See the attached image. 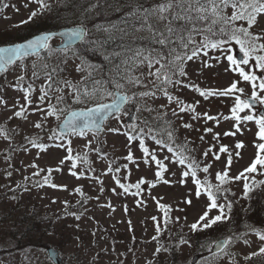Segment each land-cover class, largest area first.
I'll return each instance as SVG.
<instances>
[{"label": "rangeland", "instance_id": "1", "mask_svg": "<svg viewBox=\"0 0 264 264\" xmlns=\"http://www.w3.org/2000/svg\"><path fill=\"white\" fill-rule=\"evenodd\" d=\"M53 4L59 0H50ZM7 4V8L3 5ZM28 7L25 8L24 5ZM112 7L106 12L101 11L99 15L92 16L93 19L86 20L89 27L90 22L94 24L104 23L109 15L113 12V6H118L114 0H111ZM0 42L6 37L13 39L23 36L31 27L40 25L45 27L46 19L56 11L46 12L43 15H37L27 23L32 11L38 9L36 3H30L29 0H0ZM259 27L254 26V31H264V19L258 20ZM57 36L51 42L56 46L60 43ZM235 43L231 45L232 52ZM83 53V49L81 48ZM231 52V54H233ZM222 55L209 50V57ZM47 53H40L39 56L27 58L25 63L28 65L24 86L32 81L31 66L33 63L37 65V70L41 72V78L33 82V86L37 91L33 94V104L29 106L28 120L24 121L13 116V112L17 109L12 105L19 100L20 104H24L23 93L16 90L12 85L16 84V77L20 74L18 67L13 66L8 73L0 75V96L7 101V105L0 104V127H6L14 133L13 138L5 140L0 136V264H53L47 255L45 247L36 246L33 240L26 241L21 239L20 233H23L27 223L36 224L43 228V245L56 244L65 258L63 264H264V253H259L261 247H264V241L259 238V233H264V184L255 187L250 193V199L245 198L243 194V180L230 181L226 188L230 191L225 193L228 199L233 202V208L230 214L234 216V225L227 226V221L213 226L208 240L214 242L221 237H231L238 233L239 239H234L233 243L225 250L227 255L221 253L215 259L212 254L201 255L196 261H193L194 255L200 251L196 248L194 241L196 237L194 231L190 230V225L197 221L200 215L205 211V205L208 203L206 192L201 188L200 198L195 195L196 185L189 177L186 182L181 184L178 181L182 178V171L186 170V164L180 165L176 161L181 154L186 158H194L202 169L205 165L211 164L209 173H203L198 170L197 177L203 182L207 180L209 183L216 185L217 172H223L227 162L229 153L232 155V164L229 169V175L235 177L245 168H247L254 160L257 154L255 144L260 142L256 133L258 125L254 121L242 122L241 132L235 136L224 135L226 132H235V121L232 119L225 120V116H231L230 109L234 106V96L220 97L211 96L205 99L193 89L179 86L169 89V91L185 104H194L196 113L201 114L199 119H192L194 113L181 112L182 119L171 116V109L176 108L177 104L173 102L168 105L166 98L158 94L154 100L148 102L154 108L160 105H168L169 113L167 119L172 121V126L176 130L174 135L176 142L173 145L175 155L169 153L166 148L161 149L151 139L145 140V145L149 147L150 152H155L159 159L166 167L167 171L161 177L155 175L157 166L155 162L150 161L149 164L143 162V153L138 147V141L131 143V152L134 159L139 164L137 167L132 161H128L125 157L128 154L126 145L128 141L122 134H114L106 131L108 127H119L120 125L112 118L105 122V131L99 133V141L93 140L88 147H84L88 140H92V134L87 137L73 136L72 148L73 155H84L87 153L89 164H83L77 161L75 171L85 172V176L77 179L71 176L69 172L72 161H65L60 166L61 171H55L60 160L67 154L64 148L50 147L47 152H41L34 149L27 143L26 138L40 137L39 142L53 144L48 140V136L54 131H58L59 121L55 117H48L44 120L45 113L33 112L32 108L36 106L37 97L39 95V87L43 81V64L46 62ZM59 57H56L58 59ZM48 62L55 63V59L47 58ZM204 59H208L205 57ZM214 66L202 67L199 60L188 61L185 66L187 76L183 78L184 83L198 85L201 90L209 89H225L234 81H237V87L242 88L240 94L251 95L253 89L251 83L243 81L239 77V73L229 68V63L222 60L216 63L215 60L210 61ZM75 63H79L76 61ZM74 64L70 65V79L75 82L80 78L82 73L74 70ZM245 71H255L257 76L264 77V71L255 67V60L250 61L249 66L241 65ZM147 82V81H146ZM257 91H259L257 89ZM260 95L264 96V92ZM55 102L54 100L52 101ZM198 102V103H197ZM46 108L45 105H41ZM76 107L73 105V108ZM264 105L259 104L252 111L259 114V108ZM135 111L134 108L128 106V112ZM217 117L219 124L215 121H206L203 113ZM264 112V111H263ZM249 114V110H245L239 115L243 117ZM136 112L132 123H138L136 120ZM148 113L143 116L148 117ZM128 115L122 116L121 119L125 124H132L126 121ZM12 117V119H9ZM63 119V117L61 118ZM42 122L43 130L35 129L34 122ZM190 123L191 128H184L181 125ZM206 128H212V132H205ZM219 133V139H214V134ZM204 139L201 140L200 137ZM166 139V138H165ZM185 141H188L187 149L181 147ZM237 142H243L242 149H235ZM221 146H227L229 153H220ZM27 147L28 151L23 148ZM15 148L16 151H12ZM99 148L96 152L94 149ZM209 155L205 158L203 153L208 151ZM239 151L240 156L237 157L235 152ZM213 153L219 154L220 159L215 160ZM101 156L104 158L101 159ZM10 157V159L6 158ZM167 157V158H166ZM115 169L120 167L119 173L107 172L110 165ZM38 165L34 169L31 164ZM127 164V168L124 165ZM11 165V167H9ZM95 171L91 172L88 169ZM39 168L45 169L38 177H32L33 180H42L47 174L48 169H52L50 183L56 185H66L67 188H52L45 185L43 188L33 187L31 181L27 182L31 189L24 192L22 188H16L17 185L25 184L24 177H31L34 171ZM7 171H12V176L6 175ZM107 173V174H105ZM175 173V175H172ZM98 176L103 181L101 185L99 181L90 177ZM113 176H119L122 183L135 184L141 179L145 181L141 185L140 195L134 196L131 193L136 189L132 188L128 194H123V190L115 184ZM164 180L170 183H164ZM253 180L256 182L264 181V168L258 166L256 173L249 175V184ZM155 185V186H153ZM77 187H81L85 197H81L75 192ZM103 187V191L100 189ZM115 188L116 193L111 190ZM15 190L13 191L11 190ZM235 193V195H232ZM17 196L16 200H12V195ZM99 197V199H97ZM87 202L84 203V199ZM155 198V199H154ZM190 199L191 204H186L185 200ZM55 201V202H54ZM68 201V207L65 208L64 202ZM80 201V204H77ZM218 203H225L224 199H218ZM112 207H108L107 205ZM158 204H164L169 207L168 223L165 226V214L159 208ZM126 209V210H125ZM75 212L81 215L80 220H76L74 216L67 213ZM218 214V210H212L209 216ZM35 215L36 221L23 224L22 216ZM156 217V220H153ZM177 217L179 220L177 221ZM246 221L247 230L238 231L240 221ZM159 224L161 231L157 233L156 226ZM78 225V227H77ZM233 234H229L228 230H233ZM255 229L256 231H253ZM226 234V235H224ZM157 239L154 240L153 237ZM189 241L188 244L179 245L180 237ZM245 240L247 243H245ZM204 241H201V243ZM163 246L158 254L156 249ZM209 248V247H208ZM258 253L252 256V253ZM245 257H250L245 259Z\"/></svg>", "mask_w": 264, "mask_h": 264}, {"label": "snow or ice", "instance_id": "2", "mask_svg": "<svg viewBox=\"0 0 264 264\" xmlns=\"http://www.w3.org/2000/svg\"><path fill=\"white\" fill-rule=\"evenodd\" d=\"M30 3H36L38 9L32 11L27 23L38 14L43 15L46 12L54 11L50 0H29ZM59 3L67 6L68 0H59ZM86 7L82 13L75 17H64L67 21L65 29L60 32H45L37 35L34 39L26 42L14 43L10 46H0V75L8 73L9 69L16 66L20 70V74L16 77V84L12 85L16 90L23 93L24 104H20L17 100L12 108L17 109L13 112V116L24 121L28 120V109L33 104V94L37 89L33 86V82L41 78V72L37 70L35 63L31 66V77L27 86H24L28 65L25 63L27 58L39 56L40 52L46 51V62L43 64V83L39 87V95L33 112L45 113L43 119L55 117L58 124V131L52 132L48 136V140L54 143L39 142L40 137L26 138L27 143L32 148L38 149L41 152H47L50 147L64 148L66 155L60 160L55 171H61V167L65 161H72L69 172L71 176L80 179L85 176V172L77 173V161L83 164H89L88 155L80 154L73 155L72 139L73 136L87 137L92 134V140H88L84 147L88 148L93 140L99 141V133L105 131V121L109 118L114 119L120 125L119 127H108L109 133L122 134L126 137L128 144V154L126 160L132 161L137 167L139 164L134 159L131 152V143L138 141V147L142 151L143 162L149 164L150 161L155 162L157 171L155 175L161 177L167 171V167L157 159L155 152H150L149 147L145 145L146 139H151L161 149L166 148L169 153L175 155L173 145L176 142L174 135L175 129L172 126V121L167 119L169 113L168 105L173 102L177 104L176 108L171 109V116L180 117L181 112H192V119H199L201 114L196 113L194 104H185L184 101L175 97L169 89L173 87H187L195 90L201 97L207 99L211 96L231 97L234 96V106L231 107V116H225L224 119H232L235 121V132H226L224 135L235 136L241 132L242 122L254 121L258 125L256 133L260 142L255 144L257 154L253 162L241 171L235 177L229 175V169L232 164V155L229 153L227 146H221L220 153H229L227 162L223 172H217L216 180L218 184L213 185L207 180L201 181L197 177L198 170L203 173H209L211 164L205 165L202 169L199 163L194 158H186L182 154L176 161L180 165L186 164V170L182 171V178L179 183L183 184L187 178H191L196 185L195 195L200 198L201 188L206 192L208 203L205 205V211L199 216L196 222L190 225L191 231H204L211 229L213 226L223 223L230 219V213L233 208V202L230 201L225 193L230 191V188L224 187L230 181L243 180V194L245 198L250 199L249 193L264 181L256 182L253 180L249 184V175L256 173L258 166L264 168V112L259 114L253 112L256 104L264 105V96L260 95L264 92V77L257 76L255 71H245L241 65L249 66L251 60H255V67L264 71V31H254V26L259 27L258 20L264 19V0H158L150 6H145L143 0H129V11L119 21H107L101 24H94L89 28L85 21L90 16H97L101 11H107L112 7L111 0H85ZM8 5L4 4L3 8ZM28 7L27 4L24 5ZM2 10V9H0ZM118 10V9H117ZM60 38L61 44L59 47L51 42L56 37ZM199 37V40L197 39ZM80 42L77 44V42ZM141 41L147 43L141 44ZM239 46V51L243 54L241 59H237L232 52V43ZM108 45H113L111 50H108ZM81 48L90 50H103L105 61L108 65L107 72L103 68L92 64H86V57H83ZM209 50L218 54L214 57H209ZM56 57H59L56 59ZM83 57V58H82ZM208 57V59H204ZM47 58L55 59V63L48 62ZM199 60L202 67L214 66L210 61L215 60L216 63L226 60L229 63L231 70L239 73V77L243 81L251 83L253 89L251 96L242 99L237 92H243L242 88L237 87V81L225 89H209L201 90L198 85L184 83L183 78L187 76L185 66L188 61ZM79 61V63H75ZM74 64V70L77 73H82L80 78L73 82L69 78L71 75L70 65ZM147 81V82H146ZM257 89L259 91H257ZM158 94L167 99L168 105H160L159 108H154L148 102L157 98ZM55 101L54 103L52 101ZM198 103V102H197ZM0 104L7 105V101L0 96ZM42 108L41 105H45ZM73 105L77 106L73 108ZM128 106L135 109L136 120L138 123L125 124L121 117L129 114ZM249 110V114L241 117L239 113ZM148 113V117L143 116V113ZM206 121H215L217 126L219 120L217 117L208 115L207 112L202 114ZM63 117V119H61ZM12 119V117H9ZM184 128H191L190 123L181 125ZM35 129L43 130L42 122H34ZM161 128L163 131L161 132ZM212 128H206L205 132H212ZM14 133L6 127H0V136L5 140L13 138ZM219 133L214 134V139H219ZM166 136V139L164 138ZM204 139L203 136L200 137ZM102 143V141H99ZM188 141H185L182 148L187 149ZM244 147L243 142H237L235 149L239 150ZM28 151V148H23ZM12 151H16L12 148ZM94 151L99 152L96 148ZM203 153L206 158L209 152ZM235 155L240 156V152L236 151ZM214 159L219 160L220 155L213 153ZM10 159V157H6ZM104 157L101 156V159ZM167 158V157H166ZM30 167L36 169L38 165L31 164ZM11 167V165H9ZM127 168V164L124 165ZM91 172L95 170L88 169ZM45 169L39 168L34 171L31 177L25 176V184L17 185L16 188H22L24 192L31 189L28 187L29 181L33 187L43 188L48 185L52 188L66 189V185H56L50 183L52 169L47 170V174L42 180H33L32 177L40 176ZM120 167L113 169L110 165L107 172L119 173ZM12 171H7L8 177L12 176ZM107 174V173H105ZM175 175V173H172ZM103 184L100 177H90ZM114 182L123 190V194H128L132 188L136 191L131 194L134 196L140 195L141 185L145 183L143 179L135 184H125L121 182L119 176H113ZM164 183H170L164 180ZM155 186V185H153ZM104 189L101 187L100 191ZM13 193L15 190H11ZM116 193V189L111 190ZM75 192L81 197H85L81 187H77ZM235 195V193H232ZM12 200H16L17 196L12 195ZM224 199L225 203H218V199ZM99 199V197H97ZM155 199V198H154ZM55 202V201H54ZM87 199H84V203ZM77 201V204H80ZM186 204H191L190 199L185 200ZM65 208L68 207V201L64 202ZM108 207H112L110 204ZM159 208L165 214V226L168 223L169 207L164 204H158ZM218 210V214L209 216L212 210ZM126 210V209H125ZM72 215L76 220H80L81 215L75 212L67 213ZM177 221L179 217L176 218ZM156 220V217H153ZM78 227V225H77ZM157 233L161 231L159 224L156 226ZM253 231H256L253 229ZM259 238L264 241V233H259ZM157 239L156 236L153 237ZM234 239L238 237H229L222 242L215 244V250L209 248L212 253V258L220 256L221 253L227 255L225 251ZM179 245L188 244L189 241L182 236L178 241ZM245 243L247 241L245 240ZM163 246L156 249L158 254ZM168 251L167 248H163ZM259 253H264V247H261ZM252 256L258 253H252ZM250 257H245L249 259ZM211 264V261L206 262ZM229 264H233L232 261Z\"/></svg>", "mask_w": 264, "mask_h": 264}, {"label": "trees", "instance_id": "3", "mask_svg": "<svg viewBox=\"0 0 264 264\" xmlns=\"http://www.w3.org/2000/svg\"><path fill=\"white\" fill-rule=\"evenodd\" d=\"M117 3L118 6H113V7H117L113 9V12L109 15L108 19H106L104 21H119L126 12L129 11V7H128V3L129 0H114V3ZM134 2V0H133ZM158 2V0H143V3L145 4V6H150L152 3ZM86 3L85 0H68V4L67 6H65L64 4H61L59 2H57L56 4H53V8L54 11H56L55 13H53L51 16H48L46 19V25L45 27H40V25H36L35 27H31L29 29V31H27L23 36H20L16 39H20L22 37H26L32 33H35L37 31H40L42 29H56L60 26H64L67 24V21L65 19H63L64 17H75L77 15H79L80 13H82L83 8L86 7ZM118 9V10H117ZM52 12V11H51ZM89 19H93L92 16H90L88 18V21H90ZM86 22V21H85ZM93 27V23L90 22L89 28ZM1 40H4V42L7 41H12L13 38L11 37H6L3 38ZM141 44L147 43L146 41H141ZM108 50L110 51L111 48L113 47V45H108ZM83 49V57H86V64H92L95 65L97 67H101L104 69L105 72H107L108 70V65L105 61L104 58V54H103V50H90V49H86V48H82ZM82 57V58H83ZM163 131V129L161 128V132ZM23 219V224H26L27 222H30V217L23 215L22 216ZM234 216L233 214H230V219L227 220V226H233V228L235 227L234 223ZM35 222V221H34ZM246 224H248L247 220L244 221H240L239 224V229L238 231H245L247 230L248 226H246ZM38 230H39V226H37L36 224H34L33 226L29 223H27V225L24 227L23 229V233L19 234L21 239H25L26 241H31L34 239L35 235L38 234ZM233 230H228L229 234H233ZM210 234V230H204V231H195L193 233V235H195L196 237V242L194 241V244L197 246L198 249H204L205 248V244H210V242L208 240V235ZM226 235V234H224ZM238 233L235 231V233L233 235H231V237H237ZM42 235L39 236V239H34L33 244L36 246H42L43 240H42ZM200 240L204 241V242H200Z\"/></svg>", "mask_w": 264, "mask_h": 264}, {"label": "water", "instance_id": "4", "mask_svg": "<svg viewBox=\"0 0 264 264\" xmlns=\"http://www.w3.org/2000/svg\"><path fill=\"white\" fill-rule=\"evenodd\" d=\"M64 29H65V27H62V28H59V29H55V30L41 31V32L36 33V34H34V35H32V36H30V37H28V38H26V39H23V40H21V41L12 42V43H7V44H1L0 46H10V45H12V44H14V43L26 42L27 40L34 39L37 35H41V34H43V33H45V32H49V31H52V32H60V31H63ZM78 42H79V41H78ZM78 42H77V43H78ZM60 44H61V43H60ZM60 44H58L57 47H59ZM242 56H243V54H242L240 51H238V52H237V57H238L239 59H241ZM247 98H248V97H247ZM128 120H133V113L128 117ZM225 239H226V238H220L218 241H219V242H222V241L225 240ZM218 241H216V242L214 243V247H213L214 250H215V244H216ZM47 249H48V253H49V255L51 256V258H52L57 264H59V263L61 262V257H60V255H59V250L56 249V248H55L54 246H52V245H49V246L47 247Z\"/></svg>", "mask_w": 264, "mask_h": 264}]
</instances>
